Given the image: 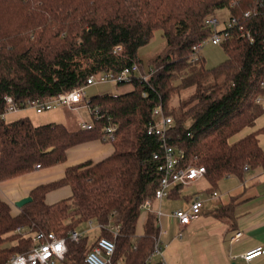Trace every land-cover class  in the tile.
<instances>
[{
    "label": "trees",
    "instance_id": "16d2710c",
    "mask_svg": "<svg viewBox=\"0 0 264 264\" xmlns=\"http://www.w3.org/2000/svg\"><path fill=\"white\" fill-rule=\"evenodd\" d=\"M225 7L230 21L236 19L221 31L227 32L221 42L227 58L209 67L194 46L214 31L206 18ZM158 28L165 46L149 60L157 69L149 83L135 79L129 91L92 96L93 127L73 130L3 116L6 95L24 108L86 84L92 75L135 62L143 68L139 50ZM263 79L264 0H0V181L63 163L70 147L102 139L109 123L117 126L104 140L113 143L112 154L68 166L62 178L37 185L18 214L0 197V264L30 251L39 230L67 236L92 219L100 225L96 240H69L68 264H87V252L103 236L115 243L108 264H145L160 231L157 215L147 214L143 234L136 228L142 204L155 198L165 160L162 141L146 130L153 107L162 102L173 115L169 143L184 150V165L205 166L214 192L227 176L243 178L246 164L264 167V126L234 139L264 113L256 101ZM63 185L71 186L72 195L48 203L46 194ZM233 209L231 201L216 215Z\"/></svg>",
    "mask_w": 264,
    "mask_h": 264
},
{
    "label": "crops",
    "instance_id": "0c3cea01",
    "mask_svg": "<svg viewBox=\"0 0 264 264\" xmlns=\"http://www.w3.org/2000/svg\"><path fill=\"white\" fill-rule=\"evenodd\" d=\"M25 116L30 117L35 125L49 122L69 125L66 112L62 107L37 113L36 109L29 105L8 112L5 118L7 121H12ZM80 123H78L79 127ZM262 126H264V113L257 118L254 126L244 128L234 136V139ZM259 140L264 148V133L259 134ZM113 151V143L102 139H92L76 144L67 150V159L63 163L38 167L33 171L0 181V197L11 204L14 214H18L22 207L17 206L15 202L30 195L31 190L37 185L62 178L68 166L87 160L100 161ZM196 183L202 185L206 192L199 190L189 194L183 192L182 187ZM182 187L171 196L161 200L154 199L152 210H142L139 217L136 233L141 235L144 233L147 214L157 210L162 211L158 221L160 228L158 234L163 242V251L162 254H154L151 257L153 264L264 263L262 256L255 257L251 261H246L242 257L245 251L259 245L264 246V167L248 168L243 178L235 175L227 176L219 182L216 189L217 196H213L210 192L211 183L205 175ZM71 195V186L63 185L50 190L46 194V201L51 204ZM194 197H200L204 201L202 212L190 223L182 225L173 215V211L178 208L189 209ZM231 201H234V209L230 215H216L219 207ZM239 231L242 233L241 236L232 240ZM54 264L68 263L65 259H57Z\"/></svg>",
    "mask_w": 264,
    "mask_h": 264
},
{
    "label": "built area",
    "instance_id": "2783aa9c",
    "mask_svg": "<svg viewBox=\"0 0 264 264\" xmlns=\"http://www.w3.org/2000/svg\"><path fill=\"white\" fill-rule=\"evenodd\" d=\"M248 14V13H246ZM206 24L211 26L214 31L211 34V40L213 43H221L227 32L215 31V27L219 23V19L216 15H211L206 18ZM236 22L233 18L227 25L231 26ZM226 25V26H227ZM204 41L199 42L194 46L196 53L199 48L202 47ZM116 50L120 49V46L115 47ZM195 53V55H196ZM156 67L147 64L141 68L140 64L135 62L131 65L125 66L121 71H107L92 75L87 79V83L81 86L75 87L67 92H59L50 99L42 100L35 99L30 102V105L36 109L37 113H43L50 111L56 107L77 106L82 103H86L89 106L90 98L87 100L85 95L86 87L94 84L98 81H116L118 83L130 82L135 79L145 81L149 83V79L156 72ZM261 86L264 89V79L261 81ZM143 95L146 96L147 92L143 91ZM7 102V110L3 116L8 112L19 109V106L15 103L14 99L10 95L5 96ZM256 101L264 107V92L257 96ZM95 118H100L99 110L94 108ZM153 119L147 125L146 130L148 134L157 135L162 141L164 147L165 160L160 166L162 170V177L155 191V198L148 197L142 204V210H152V204L154 199H163L169 196L172 187L178 184L187 185L193 180L203 176L206 172L204 165L188 164L184 165L183 160L185 152L183 149H177L169 143V130L174 124V117L164 109L162 102H159L153 107ZM80 127L89 129L93 127V123L81 122ZM116 124L109 123L105 127V134L102 140H107L113 137L116 131ZM155 157H159V154H155ZM39 167V165H38ZM249 166L246 164L244 169L247 170ZM213 196L218 195V191L212 192ZM204 207V201L200 197H194L189 209L178 208L173 211L182 225L190 223L193 219L197 218ZM157 215V220L162 214L161 210L154 211ZM92 221H90L91 223ZM159 223V222H158ZM20 229V227H18ZM117 229V228H116ZM241 231L237 232L232 238L238 239L241 236ZM83 232L78 228L71 229L67 236H58L54 231L39 230L33 234L35 240V246L28 252H18L11 256L8 264H54L57 259H65L69 250V240L79 241L83 237ZM115 243L113 240L107 237H100L97 243L87 252L86 263L87 264H108L111 255L114 253ZM163 242L160 239V234L155 238V245L151 255L148 257L145 264H153L151 257L154 254H162ZM264 257V246L259 245L251 248L242 254V257L246 261H251L255 257ZM264 264V263H263Z\"/></svg>",
    "mask_w": 264,
    "mask_h": 264
},
{
    "label": "rangeland",
    "instance_id": "374dc122",
    "mask_svg": "<svg viewBox=\"0 0 264 264\" xmlns=\"http://www.w3.org/2000/svg\"><path fill=\"white\" fill-rule=\"evenodd\" d=\"M219 19V23L215 27V31L221 32L226 28V25L230 22V12L227 7L217 10L215 13ZM165 46V38L163 35V30L158 28L155 30L152 39L139 50L140 58L142 59L143 66L149 63L150 58L156 53L160 52ZM196 55H202L205 57L206 64L209 67H213L227 58V53L225 52L223 45L221 43H213L211 40V35L205 40L201 48L197 50ZM133 84L130 82L118 83L116 81H98L94 84L88 85L86 87L85 95L87 100L96 94L104 93H121L129 91L133 88ZM66 112L68 127L71 129L80 128L79 122L93 123V117L91 114V109L86 103L79 104L77 106H61ZM185 194L191 192L205 191V188L200 186L199 183L190 186L182 187ZM90 221L82 223L79 227L88 236L89 242H92L98 235L100 225L97 219H92Z\"/></svg>",
    "mask_w": 264,
    "mask_h": 264
},
{
    "label": "water",
    "instance_id": "95a60500",
    "mask_svg": "<svg viewBox=\"0 0 264 264\" xmlns=\"http://www.w3.org/2000/svg\"><path fill=\"white\" fill-rule=\"evenodd\" d=\"M33 197L31 195L28 196H24L20 199H18L15 204L19 207H22L23 205H25L26 203L32 201Z\"/></svg>",
    "mask_w": 264,
    "mask_h": 264
}]
</instances>
